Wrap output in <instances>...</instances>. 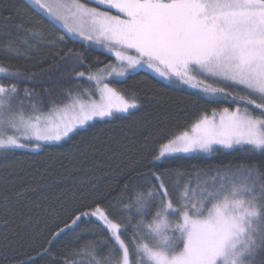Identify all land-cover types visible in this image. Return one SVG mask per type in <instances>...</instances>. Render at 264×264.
Returning a JSON list of instances; mask_svg holds the SVG:
<instances>
[{"label":"snow or ice","instance_id":"snow-or-ice-1","mask_svg":"<svg viewBox=\"0 0 264 264\" xmlns=\"http://www.w3.org/2000/svg\"><path fill=\"white\" fill-rule=\"evenodd\" d=\"M31 2L64 32L59 43L67 37L103 45L118 66L109 63L87 75L76 72L77 67H85L84 56L69 49L55 65L65 69L55 82L59 97L45 90L49 92L45 101L29 88L23 89L21 97L18 84L32 81L35 73L0 65V149H39L94 127L90 123L94 118L134 115L139 108L137 98L129 99L110 84L123 82L122 78L144 64L171 83L196 89L207 103L237 105L218 114L214 110L211 117L204 115L191 125H177L175 131L167 130L165 116L157 137L159 147L153 149L157 153L154 168L160 166L156 161L192 158L221 148L264 155V0ZM14 27L24 35L19 43L3 46L12 55L30 54L34 49L30 38L44 39L31 21ZM56 43L48 41L45 46ZM132 51L136 55L127 54ZM65 77L77 83L65 88ZM81 80L92 87L85 89ZM221 84L224 87L214 86ZM229 87L244 94L234 95ZM97 93L99 99H93ZM45 103L47 115L43 113ZM249 105L259 114H253ZM174 174L189 178L171 182ZM148 176L156 183L149 182L147 191L134 189L128 195L126 184L119 198L104 206L105 196L97 195L94 185L87 194L74 190L70 223L52 233L42 254L49 255L51 246L69 233V243L79 245L82 234L76 229L87 218L109 235L71 248L62 264H264V170L238 165L194 173L149 171ZM86 195L94 198L86 202ZM61 209L67 210V204ZM39 223L37 219L32 227ZM101 246L107 248V255H100Z\"/></svg>","mask_w":264,"mask_h":264},{"label":"trees","instance_id":"trees-1","mask_svg":"<svg viewBox=\"0 0 264 264\" xmlns=\"http://www.w3.org/2000/svg\"><path fill=\"white\" fill-rule=\"evenodd\" d=\"M29 21L44 37L43 40L30 38L33 51L19 56L2 50L5 44L19 43L23 38L24 34L17 32L14 25H27ZM61 36L64 32L49 23L29 0H0V65L28 75L36 74L32 81L18 84L22 98L24 88L34 90L45 101L49 97L45 90H51V95L59 97L60 89L55 82L65 69L55 65L69 49L84 56L85 67H77L76 72L87 74L112 59L108 52L86 41L80 43L65 37V42L59 43ZM48 41H57L56 46H45ZM122 79L123 82L110 85L129 99L137 98L139 108L134 115L117 113L116 117L96 118L90 122L94 127H85L59 143L46 144L39 149L29 147L8 152L0 149V264H62L65 253L71 248L88 240L106 239L109 234L85 218L76 229L82 234L79 245L69 243L72 238L69 233L51 246L49 255L42 254L49 247L52 233L70 223L74 190L87 194L94 185L97 195L105 196L104 206L110 201L115 202L126 184L128 195L134 189L147 191L149 182L156 183L148 176L149 171L160 173L175 169L194 173L196 169L215 170L238 165H255L264 170V155L259 152L253 154L224 148L192 158L156 161L160 166L154 168L153 158L157 153L153 149L159 147L157 137L161 134L160 124L165 116L168 117L165 120L167 130L175 131L177 125H191L204 115L213 114L214 110L220 112L237 105L223 101L207 103L196 89L162 80L145 69H138ZM3 82L17 83L14 80ZM76 83L65 77L64 87ZM80 83L85 89L92 87L86 80ZM227 90L238 94L231 87ZM248 107L253 114H259L254 105ZM48 109L45 103L43 111ZM145 138L148 139L146 146ZM106 140L109 141L107 144L101 143ZM188 178L174 174L170 180L183 182ZM93 198L86 195V202ZM65 203L67 210H62L61 205ZM37 219L40 223L33 228ZM107 252V248L101 246L100 255H107Z\"/></svg>","mask_w":264,"mask_h":264},{"label":"rangeland","instance_id":"rangeland-1","mask_svg":"<svg viewBox=\"0 0 264 264\" xmlns=\"http://www.w3.org/2000/svg\"><path fill=\"white\" fill-rule=\"evenodd\" d=\"M30 2H31V0H29ZM81 2H87V0H81ZM32 3V2H31ZM89 6L90 7H96V5H94V4H89ZM101 11H110V14H112V15H117V14H119L118 13V11L117 10H115V9H108V8H101L100 9ZM85 27H87V25L85 26ZM87 42V41H86ZM89 43V42H88ZM92 45H94V46H97V47H99V48H101V49H103V50H105L106 52H108L107 51V49L106 48H104L103 47V45H100V44H96V43H91ZM128 55H136V53L134 52V51H132V52H128L127 53ZM111 55V54H110ZM112 57V59L111 60H109V61H107L106 63H104V65L102 64V65H100V66H98L97 68H95V69H93L91 72L92 73H96V71H97V69L98 68H103L106 64H109V63H112V64H116L117 66H118V62L115 60V57H114V55H111ZM138 69H145V70H147L148 72H150V73H152L153 75H155L156 77H158V78H160V79H162V80H165V81H168V80H166L165 78H163V77H161L158 73H156L153 69H150V68H148L146 65H144V64H141L140 66H138L137 67V69L136 70H138ZM135 70V71H136ZM88 74V73H87ZM86 74V75H87ZM102 74V73H101ZM105 82H107V81H105ZM209 83H212V81H208ZM214 86H219V87H224V85H214ZM110 87H112V85H110ZM235 92H237L238 94H244V93H241L240 92V90L239 89H236V88H232ZM254 99H255V97H253ZM93 99H99V94L97 93V95L95 96V97H93ZM257 102L259 103L260 101L259 100H257ZM237 106H235V108H236ZM235 108H233V109H235ZM231 110V109H230ZM43 113L45 114V115H47L48 114V110H45V111H43ZM219 112H217V114H218ZM213 114H210V115H207V116H209V117H211ZM217 118H218V115H217ZM95 120H96V118H94ZM9 134H12V133H9ZM207 154H209V153H207Z\"/></svg>","mask_w":264,"mask_h":264}]
</instances>
